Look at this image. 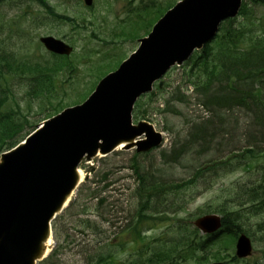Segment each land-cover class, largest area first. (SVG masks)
I'll return each mask as SVG.
<instances>
[{"label":"rangeland","instance_id":"rangeland-1","mask_svg":"<svg viewBox=\"0 0 264 264\" xmlns=\"http://www.w3.org/2000/svg\"><path fill=\"white\" fill-rule=\"evenodd\" d=\"M46 1L55 15L37 0H0L1 59L48 70L60 58L47 51L39 37L51 35L73 48L68 55L73 68L52 71L54 87L47 91L36 85L43 90L34 95L29 93L35 91L33 77L45 74L44 71L13 73L0 59V122L4 121L0 135L6 121L20 125L17 134L12 135L19 143L45 119L83 102L98 81L133 53L139 39L146 37L166 9L179 0H92L90 6L83 0ZM242 2L247 3L250 13L247 18H234L233 26L261 33L264 4ZM140 15L144 22L138 21ZM193 63L190 59L170 67L161 78V86L156 82L152 91L140 96L133 106V123L147 120L162 133L163 142L158 147L138 154L134 147L119 148L106 156L97 153L81 159L78 169L83 179L70 200L76 203L61 213L58 222L60 247L49 251L37 264H93L98 254L85 251L95 244L90 240L102 242L115 234L123 239V230L133 221L140 201L135 192L140 185L135 170L146 174L147 180L160 183L157 180L161 179L166 185L173 184L158 199L167 205V218L152 220L144 227L147 240L155 243L162 238L172 242L175 220L186 227L207 213L223 216L225 209L235 211L240 232L253 243V253L236 259V240H227L224 233H219L203 260L199 255L204 252L199 250L187 257L182 251H162L170 253L171 259L150 263L147 260L153 251H126V247L125 251H112L114 258L123 264H264V125L256 129L257 121L252 118L257 116L251 113L254 104L249 100L246 105L232 104L229 110L210 105L214 112L210 111L206 95L198 94L195 85L204 82L205 75ZM197 76L199 80L195 82ZM202 123L208 129L204 135L198 131ZM247 149L259 155L247 158L253 156L245 154ZM233 156L242 158L236 162L238 166L233 167ZM230 158V164L224 165ZM142 195L145 197L143 191ZM178 203L182 206L177 207ZM181 232L182 229L178 233ZM53 246L54 241L50 249ZM116 259L109 264H116Z\"/></svg>","mask_w":264,"mask_h":264},{"label":"water","instance_id":"water-1","mask_svg":"<svg viewBox=\"0 0 264 264\" xmlns=\"http://www.w3.org/2000/svg\"><path fill=\"white\" fill-rule=\"evenodd\" d=\"M84 2L90 5L92 0ZM240 4L241 0L179 1L139 40L137 49L99 81L86 100L44 121L25 142L2 154L0 264L35 263L51 221L77 187V167L84 156L106 155L123 142H127L126 149L135 146L137 151L161 143L160 133L151 124H132L134 102L171 66L181 64L211 40L219 24L237 14ZM40 41L55 53L71 51L51 36ZM194 225L212 233L221 226V218L204 215ZM251 252L250 239L240 234L236 256L244 258Z\"/></svg>","mask_w":264,"mask_h":264},{"label":"trees","instance_id":"trees-1","mask_svg":"<svg viewBox=\"0 0 264 264\" xmlns=\"http://www.w3.org/2000/svg\"><path fill=\"white\" fill-rule=\"evenodd\" d=\"M37 1L41 6L47 7L50 14L55 15L54 12H52V7L46 0ZM253 1L264 4V0ZM249 13L250 11L247 3H242L239 15L247 18ZM70 20L73 22L72 19ZM138 21L144 22L141 15L138 18ZM234 21L235 20L233 19L224 21L215 38L204 45L200 51H196L190 58L194 62V68H200L205 75V81L199 86H197V84L195 85L198 94L201 93L206 95L205 98H207L208 101L206 100L205 103L212 112H214V110L211 109L210 105L221 108L220 110H222V108L229 110L232 108V104L246 105L249 100L254 104L251 105L253 107L250 109L253 116H257L255 119L253 117L252 121H257L255 125L257 126L256 129H258L260 125H264V24L260 22L261 33L253 34L252 31H247L245 27L233 26ZM135 22L138 23L137 21ZM1 61L15 73H22L24 71L42 73L44 71L45 74H40L33 78L35 81L33 89H35V91L29 92L32 95L40 94L42 92L41 90H43L37 88L36 85H39L40 87L45 86L47 91H50L54 87V84L52 83V74L54 73L52 71L56 70L57 72L65 67L71 66L73 68L72 62L67 58L54 62L48 70H43L39 66L29 67L27 65H20L18 62L14 66L15 62L13 59L8 58H2ZM196 79L195 82H198L199 76H197ZM195 82L192 83L194 84ZM212 88H216L217 91L211 92ZM259 103H261V105H259ZM3 122L4 121L0 122V126L4 124ZM8 122L9 121L5 122V127L0 135V152L4 150L2 148L9 149L18 142V139L15 137L12 138V135L18 132L21 129V126L12 124L11 122L9 124ZM7 124L8 126L6 127ZM203 124L204 123L198 128L201 135L206 134L208 130L206 129V125L203 126ZM11 130L13 132L9 134ZM251 148L254 147L251 146ZM258 150L259 152L263 151L260 149ZM245 154L253 155L247 158H254V156L259 155L258 153L255 154L253 149H247ZM233 157H235V164L233 167L238 166L236 162L240 161L242 158L237 156ZM225 160H223V162ZM230 161L231 158L224 162V165L230 164ZM135 172L137 173L140 182V185L135 189V192L137 191L140 201L137 210L134 212L135 215L133 221H130L123 230V239L120 238V234H115L111 239H103L102 242L90 240L92 241L90 243L95 244H90L89 246L91 247L85 251H95V255L98 254L97 257H95L96 261H94L93 264H109L111 260L116 259L114 258L112 251H125V247L127 248L126 251H153L152 255L157 254V256H155L157 259H154V256L152 255L149 256L147 261L150 263L155 262V260L164 261L169 259V255L162 251H183L184 256L187 257L192 256L196 250H199L204 252L199 255L200 260H203L205 256H208L212 250V246L217 242V236L219 233L200 236L196 228H193L191 225L185 227L180 220H175L174 225H172V229L175 232V240L172 242H165L164 239L157 238L155 243H153V241L146 239L144 236L145 234L143 233L144 227L152 222V220L157 219L163 221L167 218V212L165 211V206L167 205H164L161 200L159 201L158 199L159 196H163L168 189L171 190V185L173 184L170 182L171 185H166L167 183H162L161 179L157 180L160 183H156L155 180L154 182L147 180L146 174H144V176L139 174V170H135ZM142 191L145 197H143ZM149 200H151V203L148 202ZM75 201L72 202L63 213L68 212L70 207L75 205ZM168 206L171 207L170 201ZM176 206L180 207L182 204L178 203ZM234 212H229L225 209L223 211L222 229L220 232L228 237L227 240H234L237 232H240L239 225L237 224L238 219L234 218L236 217L233 215ZM61 217L62 214L52 222L53 236L57 242V245L52 251H56V248L60 247L58 244V222ZM100 217L102 218L103 215L100 214ZM93 225L95 226V224ZM93 225H89L90 228H95ZM189 226H191V229ZM98 228L99 226L96 227V229ZM96 229H94V231ZM181 229L182 232L178 233ZM127 235L130 236V240H126ZM102 238L103 237H100V239ZM212 256L214 257L216 255ZM215 259H217V257ZM115 262L116 264H123V261L117 259Z\"/></svg>","mask_w":264,"mask_h":264},{"label":"bare ground","instance_id":"bare-ground-1","mask_svg":"<svg viewBox=\"0 0 264 264\" xmlns=\"http://www.w3.org/2000/svg\"><path fill=\"white\" fill-rule=\"evenodd\" d=\"M200 88V87H199ZM125 143L127 142H123V143H120L118 146H117V149H122L125 145ZM132 143V142H131ZM182 158V157H181ZM77 174H78V178H77V185L80 184V181L83 179V173L81 172L80 169L77 170ZM106 176V175H105ZM243 188V187H242ZM74 190H71L70 193L66 196V198L64 199L63 203H62V207H65L67 205V203L69 202V200L72 198L73 196V193H74ZM88 192V191H87ZM130 212V211H129ZM246 214V213H245ZM261 231V230H260ZM51 243H52V239H51V236L50 234H48L40 243V246H39V252L38 254L36 255L37 257L35 258V262L36 260H40V259H43L47 253L49 252L50 250V246H51Z\"/></svg>","mask_w":264,"mask_h":264}]
</instances>
